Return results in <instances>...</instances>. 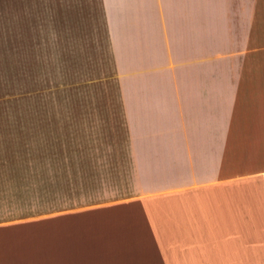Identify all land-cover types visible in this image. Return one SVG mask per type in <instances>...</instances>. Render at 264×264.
Masks as SVG:
<instances>
[{
  "label": "crops",
  "instance_id": "crops-1",
  "mask_svg": "<svg viewBox=\"0 0 264 264\" xmlns=\"http://www.w3.org/2000/svg\"><path fill=\"white\" fill-rule=\"evenodd\" d=\"M16 1L0 0L6 31L32 0ZM88 1L114 134L28 168L0 203V264H264V0H53L54 14Z\"/></svg>",
  "mask_w": 264,
  "mask_h": 264
},
{
  "label": "rangeland",
  "instance_id": "rangeland-1",
  "mask_svg": "<svg viewBox=\"0 0 264 264\" xmlns=\"http://www.w3.org/2000/svg\"><path fill=\"white\" fill-rule=\"evenodd\" d=\"M53 6L32 0L8 31L0 26V203L20 192L28 168L70 161L48 153L91 149L87 135L113 133L114 76L99 44L98 7L88 1V11L60 16ZM262 220L257 236L264 235V213Z\"/></svg>",
  "mask_w": 264,
  "mask_h": 264
},
{
  "label": "trees",
  "instance_id": "trees-1",
  "mask_svg": "<svg viewBox=\"0 0 264 264\" xmlns=\"http://www.w3.org/2000/svg\"><path fill=\"white\" fill-rule=\"evenodd\" d=\"M263 178H264V175H263Z\"/></svg>",
  "mask_w": 264,
  "mask_h": 264
}]
</instances>
